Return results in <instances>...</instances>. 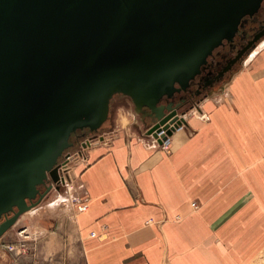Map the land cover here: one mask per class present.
<instances>
[{"label": "water", "instance_id": "95a60500", "mask_svg": "<svg viewBox=\"0 0 264 264\" xmlns=\"http://www.w3.org/2000/svg\"><path fill=\"white\" fill-rule=\"evenodd\" d=\"M262 1L0 0V238L61 191L71 135L111 126L113 99L159 143L185 125L176 96Z\"/></svg>", "mask_w": 264, "mask_h": 264}, {"label": "crops", "instance_id": "0c3cea01", "mask_svg": "<svg viewBox=\"0 0 264 264\" xmlns=\"http://www.w3.org/2000/svg\"><path fill=\"white\" fill-rule=\"evenodd\" d=\"M115 99L122 128L88 150L66 196L19 218L43 238L30 255L0 248V264H264V45L199 99L209 119L186 114L168 152Z\"/></svg>", "mask_w": 264, "mask_h": 264}, {"label": "flooded vegetation", "instance_id": "af4514ba", "mask_svg": "<svg viewBox=\"0 0 264 264\" xmlns=\"http://www.w3.org/2000/svg\"><path fill=\"white\" fill-rule=\"evenodd\" d=\"M264 40V0L258 11L252 16H245L231 41H223L213 50L203 66L201 74L191 83L187 92H181L175 98L185 111L197 104L199 99L208 94L229 78V73L236 72L247 55ZM226 70V71H225ZM86 133H81L83 138ZM43 191V187L40 188Z\"/></svg>", "mask_w": 264, "mask_h": 264}, {"label": "rangeland", "instance_id": "374dc122", "mask_svg": "<svg viewBox=\"0 0 264 264\" xmlns=\"http://www.w3.org/2000/svg\"><path fill=\"white\" fill-rule=\"evenodd\" d=\"M264 45V40L261 41L248 55L247 57L245 58L244 61L248 62L249 60H251V58H253V55L255 56L256 55V52L258 49H260L262 46ZM116 99H113V102L115 101ZM112 102V104H113ZM199 102V101H198ZM200 104L196 105V108H187L185 110V115L187 114V119L189 117V115H192V117L194 118H197L199 119L198 115L200 114L199 113V110L197 109V107L199 106ZM112 109H111V117H110V122H111V126H106L105 128L102 129V131L98 134V136H109L110 137L115 133V129L113 126L114 125H118V127H121V120L119 117L123 116L125 118H128V115L125 112H122V115H120V109H116L113 107V105L111 106ZM199 108V107H198ZM193 112V113H192ZM197 112V114L195 113ZM196 114V115H195ZM205 114L208 116V114L205 112ZM127 115V116H126ZM184 115V117H185ZM138 117V116H137ZM139 119V117H138ZM185 119V118H184ZM201 120V119H200ZM202 121H207V120H202ZM140 122V120H139ZM123 123H126V120L123 119ZM122 123V124H123ZM140 125L142 126V124L140 123ZM184 126V125H183ZM85 139L82 138L80 141H78V143L76 145H73L72 148L67 152V153H71V154H75L79 151V146L80 144L84 141ZM88 155V153H86V156ZM82 159L80 158H77V159H73L71 161V163L69 164V175H70V180H71V176H72V171H75L76 170V167L77 166H82L83 163H81ZM74 173V172H73ZM73 177V176H72ZM62 181V180H61ZM69 186V184H68ZM70 187V186H69ZM69 187L65 188L63 187L64 191L66 190L67 193H68V190L70 189ZM62 189V190H63ZM49 202H51V196H49L46 200H44L41 205H47ZM72 202V201H71ZM62 207V206H61ZM16 226V225H15ZM22 228H26L24 229L22 232H24L23 234H20L22 232L19 233V230H21ZM12 230V231H11ZM42 230L44 232H46V230L44 228H42ZM8 232L11 233V236L10 238H5V240H3L2 242H0V248L3 249V251H6L7 253H12L14 255V257H21V256H25V255H30V246L35 242L37 241L38 238H43L42 236L44 234H42L40 237L37 236V234L33 233V231L31 230L30 228V224L29 226H27V224L25 223H19V225H17L16 227L12 226L4 235H6ZM43 232V233H44ZM3 235V236H4ZM32 235L36 236V237H32ZM2 236V237H3ZM24 236V237H23ZM1 237V238H2ZM6 237V236H5ZM0 238V239H1ZM4 239V238H3Z\"/></svg>", "mask_w": 264, "mask_h": 264}, {"label": "built area", "instance_id": "2783aa9c", "mask_svg": "<svg viewBox=\"0 0 264 264\" xmlns=\"http://www.w3.org/2000/svg\"><path fill=\"white\" fill-rule=\"evenodd\" d=\"M199 113H201V114H199L201 120H204V119L208 120L209 119V117L204 112L199 111ZM110 139H111L110 135L109 136L108 135L107 136H105V135L97 136V137H94V138H86L85 139L86 140L85 143L88 144V145L87 146L84 145L83 147H80L79 151L77 153H75V154L64 153L63 157L61 159V162H60V167H59L60 178L62 176L61 173L66 172L67 169H68V172H69V170H70L69 169V164L71 163V161L74 158L75 159H77V158L84 159L86 157V153H88L89 149H91L93 147H96L98 145H105V144H107L110 141ZM161 149L163 151H167V152L169 151L168 137L162 142ZM61 185H62V187H65V188L68 187V184H66V183L61 184ZM72 202H73V204H74V206H75V208H76V210L78 212H83V211L87 210V207H88L87 203L83 199H81L79 197L78 198H74ZM191 206L195 207L196 204L192 203ZM24 229H26V228H22L21 230H19V233L22 232ZM91 236H94V234L92 233Z\"/></svg>", "mask_w": 264, "mask_h": 264}, {"label": "bare ground", "instance_id": "6f19581e", "mask_svg": "<svg viewBox=\"0 0 264 264\" xmlns=\"http://www.w3.org/2000/svg\"><path fill=\"white\" fill-rule=\"evenodd\" d=\"M196 105H198V102H197V104ZM196 105H194V106H192L191 108L193 109V108H196ZM181 113V115L183 116V118H184V115H185V111H181L180 112ZM193 113V112H192ZM196 114H197V112H195ZM195 114V115H196ZM201 114V113H200ZM198 117H199V119H200V115H198ZM185 120V119H184ZM186 122V121H185ZM183 126V125H182ZM95 137H97V135H95ZM87 138H94L93 136L92 137H87ZM85 141L86 140H84L83 141V143H85ZM89 142V141H88ZM88 144H86L85 143V146H87ZM80 147H83L82 146V144H80V146H79V148ZM62 174V176H61V180H60V184H64V183H66V184H68L71 180H70V175H69V172H68V169H67V171L66 172H64V173H61ZM24 232H22V233H20V234H23Z\"/></svg>", "mask_w": 264, "mask_h": 264}, {"label": "trees", "instance_id": "16d2710c", "mask_svg": "<svg viewBox=\"0 0 264 264\" xmlns=\"http://www.w3.org/2000/svg\"><path fill=\"white\" fill-rule=\"evenodd\" d=\"M81 131H77L75 132L74 134L71 135V138H70V142L73 144V145H76L78 143V141H80L82 138L80 137L81 135Z\"/></svg>", "mask_w": 264, "mask_h": 264}]
</instances>
